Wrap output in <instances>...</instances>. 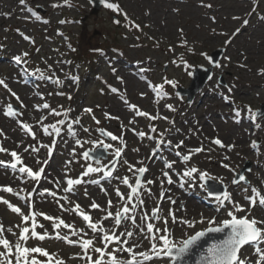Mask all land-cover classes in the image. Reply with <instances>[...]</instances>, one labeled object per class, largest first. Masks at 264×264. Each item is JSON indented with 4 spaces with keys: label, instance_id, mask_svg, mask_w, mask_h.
<instances>
[{
    "label": "rangeland",
    "instance_id": "1",
    "mask_svg": "<svg viewBox=\"0 0 264 264\" xmlns=\"http://www.w3.org/2000/svg\"><path fill=\"white\" fill-rule=\"evenodd\" d=\"M167 1L108 0L118 4L121 12L101 6L94 14L91 0H68L67 5L64 0H26L25 5H20L19 0H0V80L8 84V89L0 86V132L3 133L0 135V146L17 151L24 164L33 170L44 169L41 180L33 182L19 173L18 168L0 167V186H11L21 197H28L31 193L29 199L35 211L59 216L77 228H85V223L77 214L63 211L60 204L70 209L79 203L82 209L98 219L104 213L90 209L93 201L106 208L107 201L112 200L113 207L109 211L115 213L123 204L116 197L115 188L119 187L123 193L129 191L118 179H101L102 173L81 176L88 164L96 166L94 159L85 160L82 157L84 151L98 155L101 164L112 167L109 161L113 160L114 149L105 151L103 147L91 143L103 140L123 148L121 157L115 161L114 177L127 176L131 183L135 182V176L128 170L125 160L136 167L147 168L141 176L142 181L153 180L155 183L144 186L151 189V195L142 193L146 204L143 212L150 214L151 209L159 204L161 217H166L171 209L178 219L173 224L169 217L168 227L177 242L209 227L205 222L198 223L195 229H188L179 222V218L199 220L202 215L207 220L215 217L218 225L219 221L228 218L227 211L232 207L229 204L218 212L223 197L210 198L205 181H201L198 174H194L193 178H182L187 168L195 166L217 177L213 181L222 185L224 191H228L232 199L246 209L249 204L245 196L251 194L250 187H257L264 193V74H261L264 69V0H183L174 5V0ZM138 3L144 6L143 10H139ZM53 4L59 6L52 7ZM162 7H166L164 14L169 13L166 18ZM142 11L152 12L153 18H160V21L149 20ZM61 20L65 23H60ZM117 20L119 23L115 22ZM244 20L248 21L246 25ZM133 22L140 25L139 30L132 27ZM238 28L240 31L236 32ZM24 36L31 39L25 40ZM182 39L187 40L186 46H182ZM24 52L28 53L27 57L23 56ZM218 52L217 63L221 67L215 66L211 70L201 91L193 97L177 94L180 89L187 91L190 88L191 75L198 67L210 68L209 60L201 53L212 56ZM17 55L27 62L16 64L13 57ZM184 61L191 67L186 69ZM37 69L44 72V79ZM57 79L59 83H56ZM165 80L176 81V87L164 83ZM156 85H163L166 95H158ZM113 88L117 91L113 92ZM225 95L229 97L227 101L223 98ZM45 103L50 105L49 109L42 107ZM9 104L23 115L5 116L3 113ZM129 104L167 119L149 120L137 116ZM166 105H172L174 110H169ZM246 106L258 112L255 121L250 118ZM85 108H91L92 113H85ZM51 109L60 115L50 114ZM65 110L67 116L64 115ZM234 110L240 112L239 117L235 116ZM105 113L113 118L106 119ZM41 117L44 119L37 123ZM77 118L80 122L72 123ZM58 120L65 121L64 124H57L61 129L59 134L51 128L48 134L43 132V126L55 124ZM18 121L32 126L36 140L21 129ZM85 128L89 131L85 132ZM101 128L122 136L123 143L102 136ZM152 128L156 131L153 132ZM141 131L147 134L144 138L138 135ZM215 138L234 147L231 150L220 148L211 143ZM77 139L82 146L77 145ZM158 140L165 143L158 147ZM253 140L257 141L255 147L252 146ZM168 141H171L170 145ZM180 141L184 142L183 145L176 148ZM42 144L50 146L51 153L47 147H41ZM29 146H35L39 151L32 152ZM201 146L205 151L194 153L187 163L176 155L177 152L187 154L189 149ZM25 148L29 151L25 152ZM0 160L10 161L11 157L0 153ZM172 161L176 163L169 170L165 164ZM224 164L229 167L225 168ZM166 171L172 178L171 184L163 176ZM239 175H244L246 181H239ZM69 178H80L83 182L74 186L72 192H65L63 189ZM234 179L238 181L235 184L232 183ZM57 180L60 181L59 187L53 183ZM92 180H99V183L93 184ZM101 187L107 190V194L101 191ZM46 188L57 193L55 199L41 196ZM214 189L219 191V188ZM161 192L164 193L163 198H160ZM0 197L28 213L26 200L3 191H0ZM62 197H67L71 203H66ZM251 217L264 219V207L257 205L252 208ZM37 219L51 231V221H45L43 217ZM150 222L163 227L161 220ZM0 223L19 234L15 226L20 225V216L2 203ZM104 226L111 228L113 225L111 221H104ZM125 226L139 231L132 228L130 221L122 223L117 231H124ZM5 235L13 242L16 240L11 233L6 232ZM92 235L89 231V236ZM132 240L141 243L138 251L150 247L149 241L143 237L134 236ZM37 245L57 253L66 264H86L83 259L71 258L81 253L78 246L55 239L28 241L30 247ZM96 246L102 245L97 242ZM114 246H110L109 250ZM92 255L95 256L94 253ZM118 256L127 258V254L123 253H118ZM245 256L255 259L252 247L241 250V258ZM149 264L169 262L167 258H160Z\"/></svg>",
    "mask_w": 264,
    "mask_h": 264
},
{
    "label": "snow or ice",
    "instance_id": "2",
    "mask_svg": "<svg viewBox=\"0 0 264 264\" xmlns=\"http://www.w3.org/2000/svg\"><path fill=\"white\" fill-rule=\"evenodd\" d=\"M20 5H25L26 0H19ZM100 3L109 10L113 12L120 13L121 9L118 4L108 2V0H100ZM64 4H68V0H64ZM59 5L53 4L52 7H58ZM210 6V5H209ZM32 11L31 9H28ZM36 15L35 12L32 13ZM125 18L127 19V14L125 13ZM37 19H40L39 16H36ZM234 19H237L234 17ZM46 22V21H45ZM119 23V21H115ZM60 23H65V21L61 20ZM243 23L246 25L248 23L247 20H244ZM132 27L137 30L140 29V25L132 23ZM240 29H236V32H239ZM182 32V30H181ZM235 35V33H233ZM25 40H30L31 38L28 36L23 37ZM226 44L230 43V41H225ZM187 45V40L182 39V46ZM170 50H172L170 48ZM189 52L192 51L191 48L188 49ZM206 59L209 60L210 63H214L216 67H221L219 63H216L212 60L207 53H201ZM24 57L28 56L27 52L23 53ZM13 60L16 64L26 63L27 61L22 60L20 55L14 56ZM185 68H190L187 61H184ZM242 67L244 65H241ZM51 69V65L48 66ZM40 73V77L42 79L45 78L44 72L40 69L36 70ZM191 75V72H188ZM261 74H264V69L261 70ZM73 79H78L77 77H73ZM118 79H122L118 77ZM60 81L57 79L56 83ZM164 83L171 85L172 87H176L177 82L173 80H165ZM0 86L8 89V84L4 80H0ZM151 86V85H150ZM155 90L158 95H166L163 92V85H156ZM11 92V89H9ZM113 92H116L117 89L113 88ZM231 91V88L228 89ZM13 96L19 100V97L15 92L11 93ZM63 95V93H60ZM143 95V94H142ZM226 101L229 99L228 96L223 97ZM69 99L71 97L69 96ZM127 104L128 102L125 101ZM131 109L135 111V115L146 117L149 120H156L158 118L167 119L166 117H159L151 115L148 112L141 111L134 104L128 105ZM21 107H24L21 104ZM39 107V106H38ZM44 109H49L50 105L45 103L42 105ZM169 110H174L172 105H166ZM247 111L250 113V118L255 121L258 115L257 111H253L250 106H246ZM91 108H85V113H92ZM235 111V116L239 117L240 112ZM7 117H16L18 115H23L19 113L17 110L13 108L11 104L7 105L6 109L3 113ZM50 114L60 115L55 109L50 110ZM67 116V110L64 113ZM105 118H113L110 117L108 113H105ZM118 119V117H115ZM44 117H41V120L37 123H41ZM95 120V117L93 116ZM79 119H75L72 123H79ZM20 127L27 134L32 136L34 140H36V134L32 130V126L26 122L18 121ZM64 120H58L55 124L43 126V132L48 134L49 128H51L56 134H59L61 129L57 127V124H64ZM99 124V121H96ZM129 123H133V121H129ZM258 128L259 124L256 125ZM69 132L71 133V124L68 125ZM153 132L156 131L155 128L151 129ZM85 132H88L89 129L85 128ZM102 136L109 138L111 141L120 140L123 143V137H118L114 135L110 131H106L105 129H99ZM3 133L0 132V135ZM139 137L144 138L147 134L145 132H138ZM149 139H154V137H148ZM87 142V141H85ZM55 141H53V144ZM77 145L82 146V142L77 139ZM94 145H99L103 147L105 151L109 149H114L112 156L113 160L109 161L112 165L111 168L108 167L107 164H101V160L97 158L95 160V165L88 164L85 170L81 173V176H89L92 173H102L101 179H118L121 184L127 186L129 191L127 193L121 192L119 187L115 188V195L119 198L120 201H123V204L120 208H118L115 213L109 211L110 208L113 207L112 200L107 201V207L102 208L100 204L93 201L90 204V209H98L104 213V215L98 219H94L89 212L82 209L79 203H75L70 209L65 208L64 204H60V207L63 211H68L71 213L77 214L82 221L85 223V228H77L74 224H70L65 222L59 216H50L43 212H38L33 209V205L31 200V193L28 194V197H21L18 192H16L11 186H0V191L5 193H10L14 196H17L20 199H24L27 202V207L29 209L28 213L25 214L22 211L20 206L14 205L9 200L0 197V203L7 206V208L12 212L20 216L21 223L20 225H16L19 229V234L13 231L11 227L5 228L2 223H0V264H66V261L57 256L55 252H49L46 248L40 246H28V241L30 239L44 241L46 239H55L57 241H63L72 246H78L81 250V253H77L75 256L71 257L73 259H83L86 264H149V262L154 259L167 258L169 264H178V262L182 261L185 256L189 255L194 246L201 241L203 237H205L208 233H222L227 230L226 235L223 239L214 241L208 245L206 249H204L196 260L195 264H264V219H257L256 217L250 218V210L255 208L257 205L264 207V193L261 192L257 187H250V195L245 196V200L248 201L249 207L246 209L239 201H234L232 199L231 194L228 191H224L222 193L223 199L221 200V207L217 208L219 212L222 207H227V205H231L232 207L227 211L226 219L219 221L217 225V220L215 217L206 218L201 215L199 220H189L187 218H179V222L185 225L188 229H195L196 225L207 223L209 227L195 231L194 234L187 235L186 238L177 242L172 237V232L170 231L169 217H171V222L175 224L177 222V217L172 212L171 209L168 211V216L161 217V206L157 204L154 206L150 214L144 213L143 209L146 207L145 200L142 198V193H147L151 195V189L145 188V185H152L155 183L153 180L142 181L141 176L147 172L146 167H136L133 164H130L127 160L124 163L128 166V170L133 173L135 176V182L131 183L129 177H114L115 171V161L117 158L121 157L123 152V148L115 147L111 143H106L103 140L92 141ZM165 143L163 140L157 141V146L159 147L161 144ZM169 145L171 141L167 142ZM183 141H180L179 144H176V148H180L183 145ZM211 143L219 146L220 148L227 147L228 150H231L234 145H225L219 138H215L211 140ZM257 141H252V146L255 147ZM20 147V145H17ZM41 147H47L49 153H51V147L48 145H41ZM32 152H38L39 148L35 146H29ZM29 148H25L24 151H29ZM205 149L203 146L189 149L187 154H181L177 152L176 155L181 157L182 162L187 163L194 153L204 152ZM75 153V149L73 150ZM0 153H7L10 155L11 160L5 161L0 160V167L11 168L16 170L18 168L19 173L25 174V176L33 182H39L42 178V174L44 169L41 167L38 170H33L32 167L24 164L22 157L20 154L15 151H9L2 146H0ZM82 157L85 160L92 159L89 151H84L81 153ZM225 160L228 159L227 156L224 157ZM37 163H40L37 161ZM47 163V161H44ZM176 161H172L171 163H166L165 167L169 170L172 169L173 165ZM19 166V167H18ZM225 168H228V164L223 165ZM194 174L199 175V179L201 181L205 180H216L217 177L211 176L206 171H201L197 167L192 166L187 168L182 173V178H193ZM163 176L167 178V182L171 184L172 178L169 175V172H163ZM239 181H246V177L244 175H239ZM82 179L80 178H69L66 181V187H64L65 192H72L73 187L76 185H80L82 183ZM93 184H98L99 180H92ZM238 181L234 179L232 183H237ZM56 187L60 186V181L53 182ZM101 191L107 194V190L101 187ZM247 191V190H245ZM41 196L47 195L51 196L54 199L57 196L55 191L50 189H43L40 193ZM87 195V193H85ZM164 197V193H160V198ZM66 203H71L67 197H62ZM171 203L175 204L174 200H171V197H168ZM217 199H220L217 197ZM227 202V203H225ZM57 203H60L57 200ZM138 209L140 211H138ZM244 212L245 215L238 216L237 213ZM37 217H43L45 221H51V231H49L44 224L40 223ZM152 220H161L163 227L153 224ZM104 221H111L112 227L106 228L104 226ZM125 221H130L133 229H138V232L133 230H129L127 226H125L124 231L118 232L117 230L121 227L122 223ZM139 221V222H138ZM217 225V226H212ZM37 229H41L38 231ZM63 230H67V232H63ZM89 231L93 234L89 236ZM11 233L13 236H16V240L13 242L7 238L5 233ZM140 236L149 241L150 247L143 251H138L137 249L141 248V243L139 240H132V237ZM75 237V239L71 238ZM97 242H99L102 246H96ZM111 250H109L110 246ZM245 246H251L253 248V256L254 260L249 257L241 258V250ZM95 254L93 256L92 254ZM118 253H126L127 258H122L118 256ZM43 258V259H41Z\"/></svg>",
    "mask_w": 264,
    "mask_h": 264
},
{
    "label": "water",
    "instance_id": "3",
    "mask_svg": "<svg viewBox=\"0 0 264 264\" xmlns=\"http://www.w3.org/2000/svg\"><path fill=\"white\" fill-rule=\"evenodd\" d=\"M92 7H93V12L94 14L97 13L98 9L102 4L100 3V0H91ZM215 53L210 56L213 61L216 63L218 62V59L220 57V54ZM215 67L214 63H210V68H203V67H198L191 75V85L190 88L187 91H184L182 89L177 91V94L179 95H186L187 97H193L194 94L198 93L201 91L203 88L205 82L208 80V77L210 75L211 70ZM189 100L191 98H188ZM90 156L92 159L90 160H96L98 155H94L93 153L90 152ZM205 185L208 189V194L213 197H220L222 193L224 192L225 188L222 185H217L212 180H205ZM214 188H219V191ZM227 230L222 233H208L205 237L201 239L200 242L196 246L193 247L191 253L187 256L184 257V259L178 264H195L196 260L198 259L199 255L201 252L208 247V245L214 241L223 239L224 236L226 235Z\"/></svg>",
    "mask_w": 264,
    "mask_h": 264
},
{
    "label": "bare ground",
    "instance_id": "4",
    "mask_svg": "<svg viewBox=\"0 0 264 264\" xmlns=\"http://www.w3.org/2000/svg\"><path fill=\"white\" fill-rule=\"evenodd\" d=\"M165 1L168 2L167 0H165ZM182 1L183 0H174L172 3L174 5V4H176L178 2H182ZM163 2H164V0H163ZM138 6H139L140 11L144 9V6L141 3H138ZM162 11H163V15H165V18H166V14H169V13L164 14V12L166 11V7L165 8L162 7ZM142 12H143V16L145 15V17L149 18V20H153L154 22L160 21V18H155V19L153 18L152 12H148V11H142ZM126 70H127V68H126ZM123 254H126V253H123Z\"/></svg>",
    "mask_w": 264,
    "mask_h": 264
}]
</instances>
